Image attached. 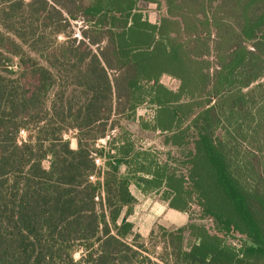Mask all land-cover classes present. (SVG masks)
<instances>
[{"label": "trees", "instance_id": "trees-1", "mask_svg": "<svg viewBox=\"0 0 264 264\" xmlns=\"http://www.w3.org/2000/svg\"><path fill=\"white\" fill-rule=\"evenodd\" d=\"M150 1L0 0V264H159L128 220L132 182L209 221L153 229L166 264H264V0H163L155 23ZM147 98L140 130L181 147L173 170L123 124Z\"/></svg>", "mask_w": 264, "mask_h": 264}, {"label": "rangeland", "instance_id": "rangeland-1", "mask_svg": "<svg viewBox=\"0 0 264 264\" xmlns=\"http://www.w3.org/2000/svg\"><path fill=\"white\" fill-rule=\"evenodd\" d=\"M156 1V0H155ZM154 0H151L148 4V2H145L146 6V12L149 20L153 23L158 21L159 19V12L162 13V7L165 6L163 4V0H157L155 2ZM144 5V4H143ZM163 5V6H162ZM144 6V7H145ZM84 26V22L82 19L72 20L71 29L73 30V37L82 38L81 29ZM2 28V25H0V29ZM3 29V28H2ZM1 29V30H2ZM58 41H64L66 40V36L61 34L58 35ZM34 55V54H33ZM13 58V62L11 63L10 68L13 71H19L20 64H19V57L10 55ZM161 85L165 86L166 88H169L171 90H176L178 87V81L174 79L171 76L165 75L161 77L160 79ZM143 92L144 94L151 95L152 93L155 95V91L157 92V86L154 83L145 82L143 83ZM152 94V95H153ZM53 95H50V98H52ZM157 105L153 103V101L149 100L147 98V101H145L143 104H141L136 111V118L137 120L135 122L124 120L123 124L125 127H127L128 131L131 133H134L137 135V137L141 139V145L144 147H148L152 149V156L151 158L154 159V164L159 167L160 169L167 168L169 170H173V167H177V163L179 161H183L185 156L183 155V151L181 147L174 146V147H167L162 144V134L159 132H153V131H143L140 130V118L144 119V121H152L155 112H156ZM112 131V134H118L120 132V129L117 127V125L111 127L109 129V132ZM77 133V130L73 129L68 131L66 136L71 139V144L73 147H77V140L75 138V135ZM29 132L24 131L21 133V138H27ZM110 137V135H109ZM109 137L99 138L95 142V147L99 148L102 146H105L107 144V141ZM176 161V165H174V162ZM48 161L45 162V165H48ZM158 165V166H157ZM180 166V165H178ZM182 167V166H181ZM125 170V167H123V171ZM165 187H162L160 189H151L147 188V191H144L139 187L135 182L131 183V189L134 192V194L138 197V203H145V202H151V203H162L163 197L165 194H168L169 192L164 189ZM134 210V209H133ZM126 211V208L124 209V212ZM200 208L196 203H192L187 211L188 214V221L189 220H198L199 222H203L204 224H208V219H203L200 214ZM183 214V213H182ZM180 214V215H182ZM184 216L182 219H184V222L186 221V217ZM160 215L158 213H150L148 212V209L145 207H141L138 209V212L134 211L132 218L134 221V225L136 227V230L142 235L143 239L139 242L144 243L145 249L141 251V253L144 256H149L153 262H158L159 264H166L163 259H161L162 253H163V238L160 237L161 231H159L158 226L165 227L167 229H174L180 227L179 225L171 224V223H162L159 221ZM181 219V217H180ZM166 220V219H165ZM155 222V223H154ZM183 221H175V223L182 224ZM154 223V224H153ZM152 225V226H151ZM185 225V224H184ZM152 227L153 229H157L158 235L160 236H153L151 237V232L147 233V229L149 227ZM183 226V225H181ZM75 257H80V252H76Z\"/></svg>", "mask_w": 264, "mask_h": 264}, {"label": "crops", "instance_id": "crops-1", "mask_svg": "<svg viewBox=\"0 0 264 264\" xmlns=\"http://www.w3.org/2000/svg\"><path fill=\"white\" fill-rule=\"evenodd\" d=\"M133 194H134V192H133ZM136 198H137V201H138V197L137 196H136ZM141 207H144V208L146 207L148 209V212H150V213L151 212L154 213V214L158 213L160 215L159 221L162 222V223H171V224H175L177 226L178 225L181 226V225H184V224H186L188 222V214H187V212L180 211V210H177L175 208H171L169 206L168 202L165 201V200H163L162 203L161 202L160 203H158V202L157 203L145 202L143 204L142 203L140 204V203L136 202L133 205L130 214H128V220H130L131 222L134 223L133 219H131L132 215H133L134 211L138 212V209L141 208ZM182 213L186 217V221L185 222H184V219H182L184 217V216H182L183 215ZM180 214H182V215H180ZM180 217H181V219H180ZM177 219L179 221H183L182 224L175 223V221H177ZM151 226L147 229V231H145L146 234L152 231V227Z\"/></svg>", "mask_w": 264, "mask_h": 264}, {"label": "built area", "instance_id": "built-area-1", "mask_svg": "<svg viewBox=\"0 0 264 264\" xmlns=\"http://www.w3.org/2000/svg\"><path fill=\"white\" fill-rule=\"evenodd\" d=\"M105 161H106V157L95 154V164H96L97 168H99V169L101 168V174L98 172L92 173L90 175L91 180L96 181V180L102 179L103 171H104V167H105Z\"/></svg>", "mask_w": 264, "mask_h": 264}]
</instances>
